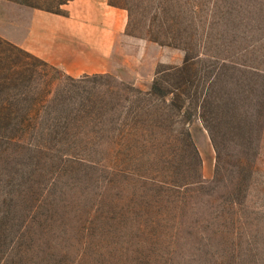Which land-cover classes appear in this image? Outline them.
<instances>
[{
    "label": "rangeland",
    "instance_id": "rangeland-1",
    "mask_svg": "<svg viewBox=\"0 0 264 264\" xmlns=\"http://www.w3.org/2000/svg\"><path fill=\"white\" fill-rule=\"evenodd\" d=\"M108 2L101 73L0 36V264H264V0Z\"/></svg>",
    "mask_w": 264,
    "mask_h": 264
},
{
    "label": "crops",
    "instance_id": "crops-1",
    "mask_svg": "<svg viewBox=\"0 0 264 264\" xmlns=\"http://www.w3.org/2000/svg\"><path fill=\"white\" fill-rule=\"evenodd\" d=\"M0 0V36L71 76L108 69L112 44L126 23L125 11L108 0H68L62 13ZM17 20L4 22V9ZM20 14V15H19Z\"/></svg>",
    "mask_w": 264,
    "mask_h": 264
},
{
    "label": "trees",
    "instance_id": "trees-1",
    "mask_svg": "<svg viewBox=\"0 0 264 264\" xmlns=\"http://www.w3.org/2000/svg\"><path fill=\"white\" fill-rule=\"evenodd\" d=\"M67 1H68V0H63V1L60 2V4L63 5V4H65ZM26 4L31 5V3H27V2H26ZM36 7H37V6H36ZM41 9H45V10L52 11L51 9H48V8H41ZM54 12H56V13H62L61 11H54Z\"/></svg>",
    "mask_w": 264,
    "mask_h": 264
}]
</instances>
